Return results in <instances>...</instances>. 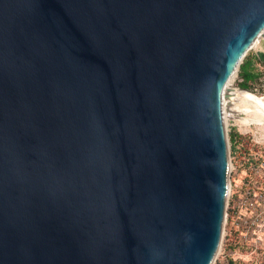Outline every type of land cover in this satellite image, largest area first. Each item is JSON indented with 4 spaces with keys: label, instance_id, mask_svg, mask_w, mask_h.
Returning <instances> with one entry per match:
<instances>
[{
    "label": "water",
    "instance_id": "obj_1",
    "mask_svg": "<svg viewBox=\"0 0 264 264\" xmlns=\"http://www.w3.org/2000/svg\"><path fill=\"white\" fill-rule=\"evenodd\" d=\"M258 37L264 0H0V264H211Z\"/></svg>",
    "mask_w": 264,
    "mask_h": 264
},
{
    "label": "rangeland",
    "instance_id": "obj_2",
    "mask_svg": "<svg viewBox=\"0 0 264 264\" xmlns=\"http://www.w3.org/2000/svg\"><path fill=\"white\" fill-rule=\"evenodd\" d=\"M259 52L264 53V38L260 39L259 47L250 48L246 56L255 57ZM255 67L260 78L250 91L264 96V64L255 62ZM239 82L237 70L233 77L234 86L240 88ZM252 116L253 113L235 114L228 110L227 106L224 107V128L228 162L230 161L228 194L220 244L211 264H264V198L257 201L254 195L245 198L246 195L243 194L245 171L249 170L257 159L264 158V124H246L239 120L241 117ZM230 133L236 134L233 140L230 139ZM262 187L264 192V184ZM253 189L258 192L256 186ZM233 193H236V197L241 194L239 201L243 204L240 206V218H237L231 209Z\"/></svg>",
    "mask_w": 264,
    "mask_h": 264
},
{
    "label": "bare ground",
    "instance_id": "obj_3",
    "mask_svg": "<svg viewBox=\"0 0 264 264\" xmlns=\"http://www.w3.org/2000/svg\"><path fill=\"white\" fill-rule=\"evenodd\" d=\"M261 38L262 37H258L252 44L251 48H258ZM225 106H227V109L235 114L253 113L252 117H241L239 120L242 123L256 125L264 124V96H258L254 93L241 90L240 88L234 86L233 78L230 91L224 101V107Z\"/></svg>",
    "mask_w": 264,
    "mask_h": 264
},
{
    "label": "built area",
    "instance_id": "obj_4",
    "mask_svg": "<svg viewBox=\"0 0 264 264\" xmlns=\"http://www.w3.org/2000/svg\"><path fill=\"white\" fill-rule=\"evenodd\" d=\"M230 162V161H229ZM232 166V163H231ZM235 167H232L234 169ZM245 180L243 182V194L246 195L245 198H250L251 195H254L255 200L260 201L264 198V192L262 190V186L264 184V158L257 159L255 163H252L249 167V170L245 171ZM257 187V191H254L253 187ZM252 189V190H251ZM260 189V190H259ZM240 195L233 193L231 199V209L234 210V213L237 218L241 217V204H243L240 200ZM249 195V196H248ZM264 219V218H263Z\"/></svg>",
    "mask_w": 264,
    "mask_h": 264
},
{
    "label": "trees",
    "instance_id": "obj_5",
    "mask_svg": "<svg viewBox=\"0 0 264 264\" xmlns=\"http://www.w3.org/2000/svg\"><path fill=\"white\" fill-rule=\"evenodd\" d=\"M255 62L264 64V53L259 52L255 57L245 56L238 68V76L240 78V88L246 89L245 91L253 90V86L259 80L260 74L257 72ZM236 137L235 133H230V139Z\"/></svg>",
    "mask_w": 264,
    "mask_h": 264
}]
</instances>
